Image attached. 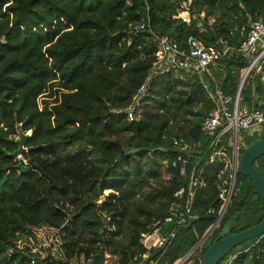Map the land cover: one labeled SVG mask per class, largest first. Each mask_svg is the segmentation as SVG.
Wrapping results in <instances>:
<instances>
[{"label": "trees", "instance_id": "trees-1", "mask_svg": "<svg viewBox=\"0 0 264 264\" xmlns=\"http://www.w3.org/2000/svg\"><path fill=\"white\" fill-rule=\"evenodd\" d=\"M260 18L264 0H0V264H59L54 256L40 259L17 246L19 236L40 226L58 230L63 264H79L70 261L99 250L104 259L115 257L113 264H136L145 251L140 234L166 216L175 190L188 191L192 173L202 182L192 215L219 208L224 162H208L210 140L200 129L214 105L193 75L151 74L156 38H167L179 51L190 37L208 48H236L250 22ZM246 65L232 52L210 72L224 93L235 95ZM136 95L130 118L123 110ZM242 96L250 108L264 110V65ZM19 131L31 133L22 157L14 159ZM242 134L244 147L264 137V131ZM122 135L127 147L135 140L132 146L145 150L125 155ZM172 136L200 151L196 161L190 156L189 179L179 178L172 166ZM18 163L29 170L17 169ZM254 166L264 175V155ZM263 217V197L238 174L226 214L190 264H202L229 220L228 233H237ZM212 223L201 218L169 224L175 237L150 251L144 264H174ZM238 247L218 264H264V236Z\"/></svg>", "mask_w": 264, "mask_h": 264}, {"label": "built area", "instance_id": "built-area-1", "mask_svg": "<svg viewBox=\"0 0 264 264\" xmlns=\"http://www.w3.org/2000/svg\"><path fill=\"white\" fill-rule=\"evenodd\" d=\"M185 13L186 7L180 10L181 15ZM143 26L144 24L141 23L140 28ZM156 41V61L153 63L151 74L154 76L169 70H182L193 75L202 83L214 105L202 120L200 129L202 135L210 140L207 155L208 162L213 161L215 158H220L224 162L223 170L218 174L217 181L219 208L211 207L207 212L215 216L216 221H213L212 225L215 223L217 229L228 210L230 197L237 183V159L241 154V148L242 150L245 148L243 134L241 135V133L258 135L260 127L264 125V110L250 108L243 102L242 96L244 87L254 77L261 75L264 65V21L261 18L251 21L244 37L239 41L236 48L228 46H223L221 49L208 48L196 38L190 37L187 41V48L179 51L172 47L165 37H157ZM232 52L247 59V65L240 69L239 84L235 95L224 93L210 72L211 67H216L224 56ZM242 83L243 86H241ZM253 89L254 84H252ZM137 101L138 96L136 95L128 107L130 110L128 114L131 118L133 111L136 109ZM170 141L175 153L172 166L177 167L179 178L189 179L190 156H193L192 160L196 161L199 155L188 153V151L197 150L195 147L197 144L193 146L177 136H172ZM184 153H187V155H184ZM170 178L171 176L167 175V179ZM201 183L198 175L194 176V173H192L188 191L185 187H179L174 191L173 199L167 206L166 216L153 220L146 227V230L140 234L139 243L145 251L142 260L136 264H144V260L148 257L150 251L162 249L173 240L176 228L168 229L169 224L176 226L189 224L194 217L192 215L194 191ZM94 256L95 253L91 252L87 258L82 259L80 264H91Z\"/></svg>", "mask_w": 264, "mask_h": 264}, {"label": "water", "instance_id": "water-1", "mask_svg": "<svg viewBox=\"0 0 264 264\" xmlns=\"http://www.w3.org/2000/svg\"><path fill=\"white\" fill-rule=\"evenodd\" d=\"M144 19L145 21H147V12L144 13ZM131 36L134 37V33H131ZM241 86H243V83ZM123 112L128 114L130 110L126 108L123 110ZM28 135L29 133L23 134L21 131H19V136L16 139L18 148L10 153L11 157H13L14 159H18L22 156V153L25 151L24 142ZM142 150H145V148L132 147L125 151V155L136 154ZM153 150L162 151L163 148L156 147ZM188 153L200 155V151L198 150H191L188 151ZM184 155H187V153H184ZM263 155L264 137L252 139L251 142L242 150L237 159V172L240 175L248 177L251 180L254 192L260 194L264 199V175L254 166V162ZM16 167L21 171L29 170V167L23 165L22 163H18ZM235 189L236 186L234 188L233 194L235 192ZM233 194L231 195L230 200ZM201 218L216 221L213 214L207 213L204 216L193 217L191 219V222H195L197 220H200ZM229 222L230 220L224 224V226L215 237L214 241L206 248L202 256V264H218V262L221 261L223 257L228 255L234 248L240 246L242 243L248 240L264 235V217L258 224L237 233H228ZM215 229L216 227L214 223L207 231V233H205L203 237L196 243V245L183 258H181L180 263L184 262L196 251H198L208 240L211 234L215 231ZM103 259V251L99 250V252L95 254L91 264H101ZM57 260L59 264H63L61 259L57 258Z\"/></svg>", "mask_w": 264, "mask_h": 264}, {"label": "rangeland", "instance_id": "rangeland-1", "mask_svg": "<svg viewBox=\"0 0 264 264\" xmlns=\"http://www.w3.org/2000/svg\"><path fill=\"white\" fill-rule=\"evenodd\" d=\"M263 131H264V125L260 127L259 134H262ZM27 133L30 134L31 131H28ZM121 137H122V140L125 146L124 147L125 150L133 147L132 145H134L135 140H132L131 146L127 147L125 143H126L128 136L122 135ZM241 152H242V148H241ZM163 178L167 179V175H164ZM108 192L109 191L106 190L104 191V194L106 195ZM60 245H61V241H60L58 230L52 227H48V226H40V227L32 228L30 233L28 234L26 233V234L19 236L17 240V246L19 248H27L32 254L37 255V257L40 259H44L50 255V256H54L56 258L61 259L62 262L64 263L66 258L64 257V251L60 248ZM238 249L240 248L237 247V250ZM191 257L192 256H190L188 259H186L181 264H190L189 260ZM82 259H83L82 256L78 260H76V258L73 257L70 262L74 263L75 261H77L80 264ZM115 260H116L115 257H109L106 255L103 261V264H113ZM180 261L181 259L176 261L174 264H180Z\"/></svg>", "mask_w": 264, "mask_h": 264}, {"label": "crops", "instance_id": "crops-1", "mask_svg": "<svg viewBox=\"0 0 264 264\" xmlns=\"http://www.w3.org/2000/svg\"><path fill=\"white\" fill-rule=\"evenodd\" d=\"M259 76H261V75H259Z\"/></svg>", "mask_w": 264, "mask_h": 264}]
</instances>
